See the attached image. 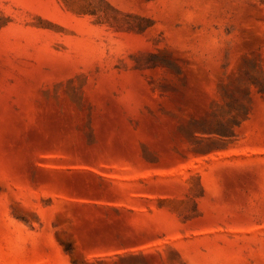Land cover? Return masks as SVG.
I'll use <instances>...</instances> for the list:
<instances>
[{"label": "rangeland", "instance_id": "rangeland-1", "mask_svg": "<svg viewBox=\"0 0 264 264\" xmlns=\"http://www.w3.org/2000/svg\"><path fill=\"white\" fill-rule=\"evenodd\" d=\"M0 264H264V0H0Z\"/></svg>", "mask_w": 264, "mask_h": 264}]
</instances>
